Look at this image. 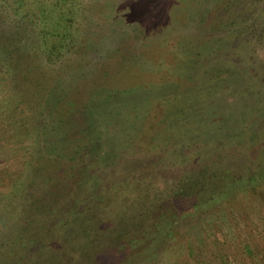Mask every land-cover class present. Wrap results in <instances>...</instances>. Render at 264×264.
I'll use <instances>...</instances> for the list:
<instances>
[{
	"label": "rangeland",
	"instance_id": "obj_1",
	"mask_svg": "<svg viewBox=\"0 0 264 264\" xmlns=\"http://www.w3.org/2000/svg\"><path fill=\"white\" fill-rule=\"evenodd\" d=\"M225 1L0 0V238L7 242L12 235L18 241L10 243L12 253L0 245V264H26L45 235L93 209L102 191L109 193L106 206L113 208L121 198L138 206L153 204L151 198L162 197L159 191L174 189L171 178L176 188L185 187L190 165L200 174L211 169L201 161L211 149L207 159L219 163L217 170H229L231 179L216 194L204 195L193 219L171 231L169 245L153 264H264V46L258 49L250 44L251 36L240 37L227 50L237 53V64L224 52L210 62L204 57L205 48L233 44L225 24L247 11L246 0ZM253 23L258 43L264 20L256 15ZM224 67H229L226 88L216 78ZM168 70L183 78L173 75L163 82ZM14 76L27 79L13 82ZM54 80L68 91L56 89ZM160 99L171 119L155 135L153 152L127 148L137 155L133 172L120 168L121 161L131 162L124 155L118 162L105 160L107 154L98 159L90 146L50 166L46 172L54 181L46 187L35 180L25 185L42 170L39 159L47 138L39 135L41 123L66 114L67 138L87 139L94 131L92 114L101 107H112L109 119L118 121L144 104L154 113L151 108ZM44 109L54 115L46 117ZM198 127V141H193L200 150L187 156L191 146L185 137ZM60 132L55 126L47 140L51 147L57 144L55 149L61 146ZM167 148L173 156L165 159ZM79 158L85 160L82 165ZM201 179L195 176L189 183ZM36 219L44 224L33 223Z\"/></svg>",
	"mask_w": 264,
	"mask_h": 264
},
{
	"label": "trees",
	"instance_id": "obj_2",
	"mask_svg": "<svg viewBox=\"0 0 264 264\" xmlns=\"http://www.w3.org/2000/svg\"><path fill=\"white\" fill-rule=\"evenodd\" d=\"M232 1L234 0H227L224 4ZM246 1L248 2V5L247 11L244 13V18H228L225 24L230 32H232L231 34L234 35L233 44H228V46L222 48L225 43V41H223L216 47H213L218 48V52H216V49L212 50L213 48H203L206 55L204 57L206 59L210 58L209 62L212 61L213 55L224 52L225 54H229L228 57L233 63L237 64V62L234 61V58L237 57V53H229V51L227 53V50L229 48L231 49L232 45H234V41L238 42L240 37L251 36L250 44L253 43L258 49L261 46H264L263 32L262 38L259 40L257 39L259 44L254 43L256 42L255 32L257 31L255 30V23H253L256 15L264 20V0ZM108 6H111L110 3ZM223 6L228 8V6ZM232 15L233 13L231 16ZM118 19H120V17ZM219 48L222 49L219 50ZM250 58L252 59L253 56L250 55ZM253 61L255 62V58H253ZM240 62L241 60L239 59V63ZM68 68L69 66H67V69ZM228 68L229 67H224L219 70L218 73L216 72V78L220 79L221 83H223V88H226L229 84ZM167 73L168 74H165L167 78L161 79L163 82L168 79H173V77H171L173 75H176V78L179 79L183 78V73L181 72L177 75L168 70ZM206 73L210 74V72ZM26 77L27 76H14L11 81L14 82L20 79L26 80ZM38 81H40V78H37V82ZM31 82L32 80L29 79L30 84ZM55 83H57V85L55 84L57 86L56 89L59 88L62 91L66 89L68 91V87L65 84H59L56 81ZM33 85L34 84H31V87H33ZM52 87L53 86H51L50 89H52ZM156 94L157 93H154L153 96ZM49 96L53 97L52 94H49ZM212 96H214V94ZM154 103H156V106L151 108L154 113H149V110H146L147 107L145 104L142 105V103L140 105L143 107L140 108V110L136 111L134 109L135 113L125 112L124 115L119 117L120 119L118 121L109 119L108 113L112 110V107H108L107 110H105L106 106L101 107L99 113L97 111V114H92L91 124L93 125L94 131L91 132V137H85L87 139H84L83 137L80 139L75 138L70 141V137L67 138V131L70 129L71 123L66 119V114L56 116L55 118H57V122L53 119L50 124L41 123L38 127L39 135L45 136L43 133H46L45 137L47 138L43 141L44 147L41 149L42 153L40 154L41 157L39 159V167L42 170L39 169L40 172L35 176H29V178L26 177L28 179L25 181V185L28 186L35 180L40 182L43 187H46L54 181L53 178L49 177V172H46L50 166L56 167L55 165L63 163V161L70 159V157H73L74 155V157H76V155L80 154L83 149H87V147L89 148L90 146L93 147V151L96 153L95 156L98 159L101 155L107 154L108 158L105 160L118 162L119 160H117V157L124 155V157L130 159L131 162L126 160L125 165H123L121 161L120 168L123 169L122 171L126 170L128 173L131 171L133 172V170H136L133 160L137 155H134V152H127V148L130 147L135 149L142 146L143 152H153V146L157 145V138L155 135L158 134V131L163 130L171 119L169 117L168 108L164 107V105H167L165 102L160 99ZM44 111L46 117H52V115H54L52 113L48 114V109H44ZM195 119V122H199L198 125L200 126L201 119H199L198 116H195ZM55 126L60 127L61 132L59 134L62 136V142L61 146L56 149L54 147L57 144L55 143L54 146L52 144V149L51 144H47V140L53 135ZM209 129L212 130L211 128ZM202 132H204L202 134L204 137L208 135L206 129ZM195 134H199V127L196 129L195 133H189L191 138L185 137L186 141H189L190 143L188 144L191 146L188 148V151H190L187 153V156L190 152L197 153L200 150L199 147L194 148L196 146L195 143L198 141V137H196V140L194 138ZM213 143V140L209 141L211 147H214ZM192 147L193 149L191 150ZM49 148L52 150L45 153V150ZM171 151L172 150L167 148L163 152L164 155L168 156L165 159L173 156L171 155ZM211 151L212 149L208 151L210 153L206 158L201 160L203 162L202 164H206L211 168L210 170L207 171L205 168V171L200 174L197 171L198 167L196 165H190V168L187 169L189 172L188 175L183 178L187 181L186 186L176 188V184L171 178L168 183H171L174 189H163L162 191H159V193H162V197L160 198L159 195L151 198L153 200L155 199L156 202L154 201L153 204H148L149 206H144L143 204L138 206L136 205V202V204L133 202H125L122 201L121 198L112 208L109 207V205L106 206L108 203V200L106 199H108L109 193L103 194L102 191L101 199L99 203H96L93 206V209H90L88 212L73 215V219H68L62 223L55 233L53 232L52 235H45L43 241L36 245L38 246V250L36 251L37 255H34L36 254L34 253L33 256L26 261V264H153V260L163 251L166 242L169 245L168 240L172 237L171 231L176 228V226L184 224L185 220L193 219V216L196 214L195 210H197L198 207L197 203L200 202V200H204V195H207L211 191L216 194L217 189H222L226 184L225 182L231 179L232 175L229 173V170L226 171L223 169L219 171L217 170L219 163L215 161L211 162L209 161L210 159H207L210 157V154L214 152ZM55 154L56 156H54ZM179 156L183 157L182 154H179ZM192 156L193 154L191 157ZM81 158H79L78 161H80L82 165L85 160ZM46 163L50 165L48 166ZM44 166L45 168L43 170ZM222 167L223 166L221 165V168ZM195 176H200L202 181L198 180V182L193 184L189 183L192 182L191 180L194 179ZM148 178L152 177L149 176ZM216 178H218V181L215 180ZM166 183L167 182H164L160 184V186H165L167 185ZM217 184H219V186ZM132 190L133 191L130 192L131 197H133V194H136L135 189ZM130 207H133V213L129 212ZM142 207L145 208L144 212L140 211L139 213L136 211L138 209L140 210ZM114 208L115 210L112 214L111 209ZM82 214H85V217H82ZM78 215L80 216L79 218H77ZM74 218L76 220H74ZM72 221H75L76 223L71 225L70 223ZM33 223L38 225L44 224V222L39 219L34 220ZM44 228L45 227H43V229ZM100 234H103V237H99ZM11 237L14 236H9L7 242L0 238V245L4 246L6 244L5 247H9L10 253H12L13 246L18 243L16 239ZM23 243H25V240ZM192 251L193 250L191 249L190 254L193 253ZM94 256H98L95 261H88L89 257L94 258ZM81 259L86 262L83 263Z\"/></svg>",
	"mask_w": 264,
	"mask_h": 264
}]
</instances>
